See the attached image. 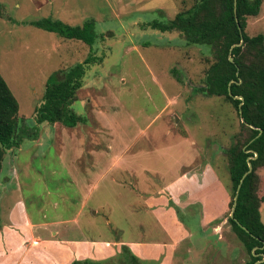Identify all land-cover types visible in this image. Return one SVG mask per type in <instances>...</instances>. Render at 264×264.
Masks as SVG:
<instances>
[{"label": "rangeland", "instance_id": "1", "mask_svg": "<svg viewBox=\"0 0 264 264\" xmlns=\"http://www.w3.org/2000/svg\"><path fill=\"white\" fill-rule=\"evenodd\" d=\"M191 2L0 0V74L18 102L16 145L5 151L0 170V228L5 230L0 236V264L39 261L36 258L42 251L41 247H29V253L17 263L22 245L14 236L16 233L22 236L21 224L19 219L8 217L4 206L6 200L10 204L22 198L27 213L33 218L41 217L42 213L37 209L41 205L48 216L70 219L75 199L84 196L88 190L85 182L73 179L68 161L72 152L69 139L80 140L79 152L82 153V139L89 136L87 127L93 123H78L73 129L59 122L38 123L34 113L42 99L47 78L55 73L61 78L63 69L87 57L90 62L82 86L76 92L79 98L70 104L75 113L86 115L91 105L85 101L87 97L103 96L101 108L107 111L104 123L112 130L110 133L113 132L114 139L130 143L140 132L143 133L152 146L148 154L159 164L171 154L169 150L166 153L165 147H169L172 137L163 133L164 125L175 133L187 128L189 138L195 141L198 157L210 160L214 165L231 199L226 151L241 133V120L227 99L206 95L201 90L205 85L206 70L214 60L211 48L207 44L187 43L178 31H161L150 26L154 20L171 19ZM44 18L59 19L72 26H82L90 20L94 42L87 45L29 24ZM245 31L248 35H264V0L259 13L247 17ZM110 133L102 132L105 139L110 138ZM256 172L258 195L263 197L259 210L264 223V166L257 168ZM107 183L103 181L93 190L88 207L78 219L85 236L96 237L106 227L107 235L114 233L105 222L104 211L95 208L100 191ZM129 197L133 199L134 194ZM179 211L185 218L183 209ZM228 211L220 218L216 234H206L212 230L209 226L206 232L194 236L200 243L193 259H177L180 254H176L174 264H243L249 259L245 246L227 221ZM47 248L55 251V244ZM120 253L117 251L116 256ZM89 259L109 260L79 254L67 264ZM138 259L144 264L166 263L162 258L160 261L151 256Z\"/></svg>", "mask_w": 264, "mask_h": 264}, {"label": "crops", "instance_id": "2", "mask_svg": "<svg viewBox=\"0 0 264 264\" xmlns=\"http://www.w3.org/2000/svg\"><path fill=\"white\" fill-rule=\"evenodd\" d=\"M102 97L85 99L91 105L84 115V123L90 121L93 124L87 127L89 136L82 139L84 151L79 152V139H69L72 152L68 161L73 170V179L79 183L83 181L88 186L84 196L73 200L75 207L72 218L48 216L41 205L37 207L42 213L41 217L33 218L27 213L22 198L10 204L5 201L8 217L19 219L21 224L19 230L22 236L18 233L14 236L19 238L22 245L17 263L29 253V247L42 249L36 258L39 261L29 264H67L74 255L79 254L116 260L117 251L126 246L138 258L151 256L160 261L162 258L165 264H174L176 254H180L177 259H193L200 243L194 236L206 232L209 226L212 230L206 234H216L215 229L219 224L213 221L227 213L228 192L210 160L204 161L198 157L195 141L189 138L187 128L175 133L164 125L163 133L172 137L169 147H165L166 153L169 150L171 154L159 164L148 154L152 146L143 133L140 132L130 143L114 139L113 132L110 133L112 130L107 129L104 123L107 111L101 108ZM75 126H72L73 129L77 128ZM102 132H109L110 138L105 139ZM103 181L108 183L100 191L95 208L104 211L105 222L114 232V237L107 235V227L104 231L101 227L103 232L96 237L85 236L78 219L88 207L93 190ZM131 194H134L133 199L129 197ZM56 203L53 204L54 211ZM175 207L183 209L186 217L180 211L177 213ZM184 221L192 224L189 226ZM4 233L5 230L0 228V236ZM51 244H55V251L47 248Z\"/></svg>", "mask_w": 264, "mask_h": 264}, {"label": "trees", "instance_id": "3", "mask_svg": "<svg viewBox=\"0 0 264 264\" xmlns=\"http://www.w3.org/2000/svg\"><path fill=\"white\" fill-rule=\"evenodd\" d=\"M262 1L235 0L234 5V0H192L171 19L150 23L152 28L161 31H178L187 43L210 46L214 60L206 70L205 85L201 90L206 95L223 96L233 104L240 120L243 119L240 121L241 133L226 151L232 184L228 210H231L236 187L248 169L247 157L253 156L254 152L257 154L250 159L252 170L242 181L233 217L227 216L232 230L248 252L249 259L243 264H255L260 259L263 260L258 264H264V223L259 210L263 197L258 195L256 172L257 168L264 166V35H248L245 31L247 17L259 13ZM29 24L87 45L94 42L90 20L82 26L51 18L30 21ZM241 39V44L237 45ZM229 55L233 61L229 60ZM89 62L87 57L63 69L61 78L56 73L47 78L42 99L34 110L38 123L59 122L72 127L86 121L83 115L71 109L70 104L77 99L76 92L82 86ZM17 111L18 102L0 74V170L5 151L16 145ZM219 221L220 218L213 222ZM109 260H73L70 264H144L126 246H122L116 261Z\"/></svg>", "mask_w": 264, "mask_h": 264}, {"label": "water", "instance_id": "4", "mask_svg": "<svg viewBox=\"0 0 264 264\" xmlns=\"http://www.w3.org/2000/svg\"><path fill=\"white\" fill-rule=\"evenodd\" d=\"M234 5H235V0H234ZM236 12H235V8H234V14H235ZM241 42H242V39L240 40V42L239 43H237V45H240L241 44ZM229 60L230 61H233V58H232V56L231 55H229ZM228 90H229V88H228ZM235 98H239L240 100H242L243 99V97L242 96H234ZM242 104V102L239 104V105H241ZM239 113H241V109H239ZM241 121L243 122V119L241 118ZM259 133H261V130H259ZM256 152H254V155L253 156H248L247 157V165H248V169H247V171L246 172H244V174L242 175V177H241V179H240V181H239V183H238V185H237V187H236V191H235V194H234V196H233V201H232V207H231V210H230V213H229V216L230 217H233V213H234V210H235V206H236V201H237V196H238V192H239V189H240V186H241V184H242V181H243V179H244V177L252 170V165H251V161H250V159H252V158H255L256 157ZM245 230H246V228L244 227V226H242ZM263 259H260V260H257L256 262H255V264H258L259 263V261H262Z\"/></svg>", "mask_w": 264, "mask_h": 264}]
</instances>
